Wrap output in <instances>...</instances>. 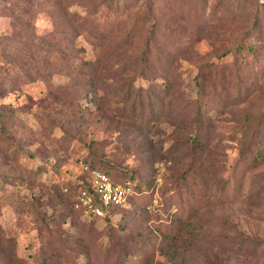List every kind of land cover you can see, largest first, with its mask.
<instances>
[{
	"label": "rangeland",
	"instance_id": "rangeland-1",
	"mask_svg": "<svg viewBox=\"0 0 264 264\" xmlns=\"http://www.w3.org/2000/svg\"><path fill=\"white\" fill-rule=\"evenodd\" d=\"M111 1L0 10V264H264L262 0Z\"/></svg>",
	"mask_w": 264,
	"mask_h": 264
},
{
	"label": "trees",
	"instance_id": "trees-1",
	"mask_svg": "<svg viewBox=\"0 0 264 264\" xmlns=\"http://www.w3.org/2000/svg\"><path fill=\"white\" fill-rule=\"evenodd\" d=\"M107 0H83V3L85 4H89V3H96V5H100L103 4L104 2H106ZM111 1V0H109ZM155 0H150V7L152 8V6L154 5ZM111 2L114 3V6L112 8V10H109L108 8H110L109 6H107L108 8V14L115 13L117 15H123L125 9H127L128 7L123 3L122 0H112ZM59 0H0V10H3L4 13L11 19V23L13 24H19V26H17V31L20 33H27L29 35H34V31L30 26V21L32 19H34L35 17V12L43 10L44 8H47V6H50L51 8L48 9L49 12H51L52 14L56 13V9L58 6ZM260 3L264 6V0L260 1ZM155 6V5H154ZM99 7V6H98ZM33 27V26H32ZM146 61V60H145ZM205 92L204 87H202L199 82L197 84V93L199 95V97L197 96L196 99L199 100L202 99V96ZM197 100V101H198ZM139 109L140 111L143 113V115H141V117H144L146 111L149 110V112L147 113V115H151L152 113V104H151V100L149 99V97H146L145 103H143V101L140 100L139 102ZM131 106L133 108H135L137 105L136 103L131 104ZM144 111V112H143ZM147 120V119H146ZM251 146V152L255 151V156L253 159H256L258 157V155L262 154V149L258 148L257 146ZM244 160V159H241ZM93 168V167H92ZM96 168V167H94ZM98 169V168H97ZM102 170V169H101ZM104 172H106L110 179L115 182V183H122L125 184L127 182L130 183L128 178H123L120 180H117L115 178H113L108 171L106 170H102ZM228 180L224 183V185L222 186V193L221 194H226L225 192L227 191V183ZM81 189H86L89 192L94 194L95 197V203L97 205H99V207L103 210V215L100 214H92L96 217H107L108 214L112 211V209L116 206L119 205V203H108V204H103L98 195L96 194L94 187L91 183L90 180L84 182V184H82L78 190L77 193L79 194V192L81 191ZM220 194V195H221ZM130 199V195L127 197V201ZM84 209V206H81ZM80 209V208H79Z\"/></svg>",
	"mask_w": 264,
	"mask_h": 264
},
{
	"label": "built area",
	"instance_id": "built-area-1",
	"mask_svg": "<svg viewBox=\"0 0 264 264\" xmlns=\"http://www.w3.org/2000/svg\"><path fill=\"white\" fill-rule=\"evenodd\" d=\"M90 174L94 190L103 204L120 203L125 200L126 195L130 192L129 182L125 184L115 183L106 172L97 168L92 169ZM78 199L86 212L103 215V210L95 203L93 193L86 189H81Z\"/></svg>",
	"mask_w": 264,
	"mask_h": 264
}]
</instances>
